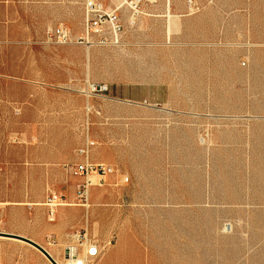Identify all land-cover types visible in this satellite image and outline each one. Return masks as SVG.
<instances>
[{
    "label": "rangeland",
    "instance_id": "obj_1",
    "mask_svg": "<svg viewBox=\"0 0 264 264\" xmlns=\"http://www.w3.org/2000/svg\"><path fill=\"white\" fill-rule=\"evenodd\" d=\"M83 1L0 0V240L52 264L25 239L57 192L94 264H264V0H157L123 9L117 42L47 43L82 32ZM87 137L115 171L85 199L69 168Z\"/></svg>",
    "mask_w": 264,
    "mask_h": 264
},
{
    "label": "built area",
    "instance_id": "obj_2",
    "mask_svg": "<svg viewBox=\"0 0 264 264\" xmlns=\"http://www.w3.org/2000/svg\"><path fill=\"white\" fill-rule=\"evenodd\" d=\"M157 0H84L83 1V30L76 34L64 23H60L46 32V42L54 45L69 44H97L107 45L117 42L124 31L122 11L126 9L135 20L145 9ZM94 140L87 137L81 154L84 159L69 168L72 176L83 179L77 185L78 193L87 199L86 192L93 184L94 177L97 182L112 175L115 169L105 163H95L90 158V150ZM46 204L49 207L50 219L53 220L57 208L68 205L63 195L50 192ZM87 207L89 204H85ZM51 240L50 244H55ZM102 251L98 241L95 240L87 228L75 231L71 235L70 243L65 247L61 264H94ZM59 264V263H58Z\"/></svg>",
    "mask_w": 264,
    "mask_h": 264
},
{
    "label": "crops",
    "instance_id": "obj_3",
    "mask_svg": "<svg viewBox=\"0 0 264 264\" xmlns=\"http://www.w3.org/2000/svg\"><path fill=\"white\" fill-rule=\"evenodd\" d=\"M48 211V218L38 219L36 215L38 214V206L34 204L29 205V210L31 216L29 217L30 225L40 224L39 230L35 233V236H31L29 239L42 245L44 248L50 249V251L55 254L64 253L65 247L71 241V235L76 231L78 226H83V221L78 217L75 218L74 214L77 209L67 208V205L57 208V212L53 220L50 219L49 207L46 201L42 203ZM69 205V204H68ZM78 212V211H77ZM76 215V214H75ZM49 221H56V223H50ZM51 240H55V244H50ZM45 243V244H43ZM6 247H21L26 260L22 264H30L27 259L30 257L38 258L41 261V256L38 252L26 246H21L19 244H8L6 241L0 240V264H6L4 262L3 250ZM54 255V254H53ZM55 256V255H54ZM43 261V260H42Z\"/></svg>",
    "mask_w": 264,
    "mask_h": 264
},
{
    "label": "water",
    "instance_id": "obj_4",
    "mask_svg": "<svg viewBox=\"0 0 264 264\" xmlns=\"http://www.w3.org/2000/svg\"><path fill=\"white\" fill-rule=\"evenodd\" d=\"M1 236H5V235H9L6 234L4 232H0ZM28 243H30L32 246H34L35 248H37L39 251H41L53 264H58V262L54 259V257L49 253V251L44 248L42 245L38 244L37 242L26 238L25 239Z\"/></svg>",
    "mask_w": 264,
    "mask_h": 264
},
{
    "label": "bare ground",
    "instance_id": "obj_5",
    "mask_svg": "<svg viewBox=\"0 0 264 264\" xmlns=\"http://www.w3.org/2000/svg\"><path fill=\"white\" fill-rule=\"evenodd\" d=\"M171 33H169V35H167V42H171L170 39H171V36H170ZM49 253L54 257V259L59 263L61 264V261L52 254V252L48 249ZM53 264V263H52Z\"/></svg>",
    "mask_w": 264,
    "mask_h": 264
}]
</instances>
